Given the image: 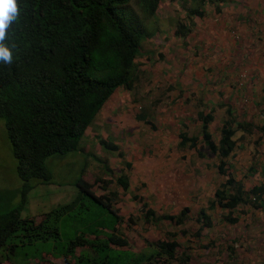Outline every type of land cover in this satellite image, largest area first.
Listing matches in <instances>:
<instances>
[{
	"label": "trees",
	"instance_id": "1",
	"mask_svg": "<svg viewBox=\"0 0 264 264\" xmlns=\"http://www.w3.org/2000/svg\"><path fill=\"white\" fill-rule=\"evenodd\" d=\"M167 2L174 6V11L177 10L175 20H168L174 27L172 35L183 40L187 39L189 30L178 14L187 16L189 20L204 18L206 6L217 11L221 3L220 0H17L19 15L8 28L4 41L12 52V62L0 61V121L15 160V174L21 183L22 198L33 181L43 185L49 183L51 175L45 166L47 160L61 158L73 151L82 154L79 159L89 156V151L85 153L80 141L92 139L87 129L113 95L132 92L135 99L133 92L147 73L143 67L153 59L149 50H144V46L141 48V41L148 38L145 44L150 48H158L162 44L158 40L161 28L153 18ZM156 54L160 58V53ZM167 89L175 90L174 87ZM140 110L142 112L136 120L149 125L150 115L145 108ZM211 117L207 114L199 119ZM222 127L218 147L207 132V123H203L200 133L203 148L197 144L200 137H187L183 132L178 133L175 148L193 150L197 156L204 153L219 156L215 168L224 179L220 187L210 194L212 201L208 206L214 204L223 211L222 217L233 224L236 219L230 211L245 206L251 197L232 192L227 194L236 184L227 173L224 161L232 149L233 131L229 121H225ZM110 128L108 133L103 130L101 135L93 136L94 142L90 141L98 149L103 148L101 152L104 155L114 154L120 160L123 153L116 142L128 138L130 132L126 137L123 136L124 131L113 137ZM102 163L104 171L100 176L92 175L88 182L86 174L76 182V198L69 203L23 218L20 209L1 213L0 264H114L111 249L123 248L124 251L128 247L127 241L124 237L105 232L106 238L100 239L98 233L102 231L93 232L90 238L75 237L59 249L61 253L55 252L56 245L51 251H31V256L28 253L31 249L35 251L34 244L55 243L58 219L80 215L87 209L85 202H92L103 213L119 220V209L113 208L115 200L118 196L130 194L132 189L128 177L120 174L124 171L121 167L117 170L119 174L113 176L108 163ZM126 164L128 169L130 163ZM104 176L109 179L105 180ZM112 184L115 188L109 189ZM93 188L102 193L95 194ZM237 190L241 191L238 187ZM132 196L129 202H135L136 194ZM147 208L146 204L138 207L144 218L141 221L144 228L156 216ZM179 215L176 219L156 216V222L151 224L153 229H165L167 223L172 224L173 229L170 233L163 232L164 240L153 241L143 249H155L153 255L145 257L137 252L132 254L136 258L129 264H149L152 258L151 264H191L186 248L182 249L175 240L177 235H183ZM134 220L138 219H133L128 212L130 225Z\"/></svg>",
	"mask_w": 264,
	"mask_h": 264
},
{
	"label": "crops",
	"instance_id": "2",
	"mask_svg": "<svg viewBox=\"0 0 264 264\" xmlns=\"http://www.w3.org/2000/svg\"><path fill=\"white\" fill-rule=\"evenodd\" d=\"M205 9L204 18L189 20L178 14L179 19L190 22L188 26L184 24L189 30L186 48L183 39L178 38L179 64L168 65L169 79L162 80L160 75L154 83V88L164 83L165 89L174 87L175 90L159 93L155 99L169 100V105H176L175 110L185 121L180 124L181 132L187 137L199 138L203 123H207V132L216 147L223 123L230 122L232 149L224 161L227 173L236 184L227 194L240 193L251 200L230 211L236 220L229 224L222 217V210L214 204L208 206L212 201L210 194L224 179L215 168L219 156L204 153L192 157L193 150L184 149L183 170L179 173L177 190L173 191L180 205H173L164 216L176 219L180 214L183 235L178 243L182 249L186 248L190 259L198 253L200 264L206 261L207 264H264V0H221L219 10L212 6ZM158 52L162 56L158 59L162 60L163 54ZM140 112V109H131L123 130L131 132L130 125L133 128L145 125L136 120ZM207 114L212 119H199ZM149 123L146 126L154 130V122ZM197 144L199 148L204 147L201 137ZM184 170H188L186 175ZM193 170L198 173L200 184L191 195L198 205L188 201L187 190L196 184ZM150 210L160 212V209ZM229 227H235L231 235L226 232Z\"/></svg>",
	"mask_w": 264,
	"mask_h": 264
},
{
	"label": "rangeland",
	"instance_id": "3",
	"mask_svg": "<svg viewBox=\"0 0 264 264\" xmlns=\"http://www.w3.org/2000/svg\"><path fill=\"white\" fill-rule=\"evenodd\" d=\"M173 7L170 2L165 3V7L158 9V13L153 18L155 24L161 28V36L158 37V40L162 41V44L158 48H150L148 44H145L148 38H143L141 41V48L143 49L144 46V50H149L150 57L153 59L143 67L147 73L133 92L135 99L134 97L132 98V92L130 94L121 92L113 95L97 113L87 129V132L92 135V139L87 138L82 139V142L80 141V146L84 148L85 153L89 151L87 153L89 156H84L86 159L83 157L79 159V155L82 154L73 151L61 158L47 160L45 166L51 175L49 183L43 185L39 184L38 181H33L31 188L23 198L20 196L21 183L15 174V160L6 141L7 138L0 121V214L20 209V216L22 215L23 218L71 202L76 198V182L79 179H83L86 174L88 182H90L92 175L94 177L100 176L101 171H104L102 161L108 163L109 170L112 171L113 176L119 174L117 170L121 167L124 171L120 174L128 177L129 187L132 189L131 193L136 194L134 197L135 202H129L133 197L132 195H134L131 193L116 198L113 208L117 207L119 209L121 216L118 221H116L115 216L103 213L102 209L92 202H85L87 209L81 212L80 215L75 217L61 216L58 219V237L55 243L48 241L42 246L34 244L35 251L29 250V256L32 255L31 251L37 253L40 249L51 251L53 245H56L55 252L61 253L62 250L59 251V249L75 237L82 235L90 238L93 232L102 231V233H98L100 239L106 238L103 232L109 235L115 234L126 239L127 249L122 251L123 248L121 250L114 248L110 252L114 258V264H129L131 259L136 258L133 255L137 252L145 257L150 254L153 255L155 249L145 251L143 249L146 245L152 244L153 241L164 240L166 237L163 232L173 229L170 223L166 224L165 229L162 227L157 229L158 231L151 227V224L153 225L157 220L156 216L167 214L173 205H180V200L174 197L173 191L177 190L176 185L180 181L179 173L183 170V168L181 169V163L184 149H176L175 147L178 141L177 134L182 130L180 124L185 121L181 114L175 110L176 105L175 107L172 104L169 105V100L155 99L157 94L167 92V89L164 88V83L157 84L154 88V83L157 82L156 77H162V80L169 79L168 65L173 66L174 63L179 64L180 62L181 43L177 37L172 35L174 27L168 21L170 18L174 19L177 17V10L174 11ZM181 20L186 26L190 24L186 19ZM164 26L166 27L165 29L163 28ZM183 42H185L183 47L186 48V39ZM158 51L163 54L162 60H159L155 54ZM152 73H155V75ZM133 99H138L140 103L134 102ZM177 102L179 103L180 100ZM142 107L146 109V112L151 113L150 120L154 122L153 124L156 128L151 130L148 126L142 124L136 125L135 128L128 125L132 130L130 136L121 138L116 142L120 146L119 150L123 153L120 160L114 154L104 155L101 152V150L104 151L103 148L98 149L97 146L92 144L91 141L94 142L95 140L93 136L101 135L103 130L108 133L109 127H111L113 137H118L121 131H124V137L128 136L127 131L123 130V126L128 122L125 119L130 117L129 112H131L132 108L139 110ZM91 153L98 156L101 163ZM196 156L195 152H193L192 157ZM72 157L78 158L70 160ZM126 162H130L128 169H126L128 166ZM170 173H172L171 177H169ZM176 173H178V178ZM187 173L188 170H184L183 174L186 175ZM192 174L196 184L187 190L190 195L188 201L198 205L195 196H192L191 192L196 188L197 184H200V181L195 170L192 171ZM104 179L109 178L104 176ZM114 188L115 185L113 184L109 186V189ZM92 191L95 194L98 192L102 193L97 188H93ZM141 204H146L149 209H160L158 214L154 212L156 216L150 221L149 225L147 224V228H144L141 223L144 219L142 213L138 210ZM130 207L133 208L128 209ZM128 212H130L133 219H138L134 220L131 225L127 221ZM162 224H165L164 221H162ZM234 229L235 227L226 229L227 234L231 235ZM181 237L179 235L175 237L177 242H181ZM205 254L210 256L209 253ZM197 255L198 253L195 258L191 259V264L201 263V259L197 260ZM151 261L149 264H151ZM169 264L173 263L169 262Z\"/></svg>",
	"mask_w": 264,
	"mask_h": 264
},
{
	"label": "clouds",
	"instance_id": "4",
	"mask_svg": "<svg viewBox=\"0 0 264 264\" xmlns=\"http://www.w3.org/2000/svg\"><path fill=\"white\" fill-rule=\"evenodd\" d=\"M19 15L17 0H0V61L10 64L12 52L4 43L10 25Z\"/></svg>",
	"mask_w": 264,
	"mask_h": 264
}]
</instances>
